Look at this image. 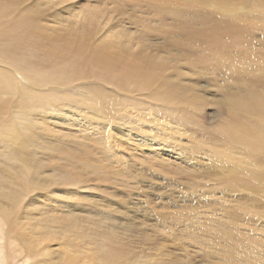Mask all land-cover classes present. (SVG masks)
Returning a JSON list of instances; mask_svg holds the SVG:
<instances>
[{
	"label": "rangeland",
	"instance_id": "374dc122",
	"mask_svg": "<svg viewBox=\"0 0 264 264\" xmlns=\"http://www.w3.org/2000/svg\"><path fill=\"white\" fill-rule=\"evenodd\" d=\"M244 1L247 2V0H243V2L242 0H7L10 3H6V0H0V4L2 5L3 3L2 6L0 5V9L2 10L0 11V21L2 24V26L0 24V36L2 37H0V45L6 43L4 39L8 37V34L15 35L17 33L19 36L20 33H18L19 30L17 29L20 28V32L23 31L21 34L24 33L23 37L20 36L22 40L21 47L13 44V46H16L13 50L7 51L8 53H2L0 49L2 53H0V73H2L0 74V99L5 102L9 100L8 103L11 101L10 103L13 104L14 102H19V100L21 101L20 95H22L18 94L22 90L19 87L23 86L24 90V85L26 87L28 86L25 88H29L31 93L37 95V102L35 101L37 107L35 106L32 112L29 110V114L25 115L26 117L24 115L22 116L21 122L22 120L24 122L26 121L25 123L22 122L23 124L26 125L29 122L32 129V125L36 119V122H38L40 117L46 115L44 111H47L52 114V119H54L53 123H55L50 127V129H54L57 132L56 139H53L54 142L59 141L63 143L66 148L74 153H79L83 157L86 154L89 155V159L95 161L96 164H102L104 162L114 164L109 158L107 160L104 157L102 151V141L109 142L115 149V153L113 154L120 157L121 162L120 159L119 162L124 164L123 169L108 166L111 171L109 174L111 176L113 175L114 180L119 179L118 181L124 179V177L120 172H116L117 170H120L122 173L124 171L132 181H134V178H137L134 181V186L132 184V187L121 186L122 184L120 182L117 184L115 182L111 183L110 181L109 184L108 182L102 183L96 179L90 181H79L77 179V181H71L72 184L69 182L67 186H64L65 183H62L61 176H64L63 174L68 172V174H65L68 177L71 174L69 168L62 164L63 161L54 152L49 150L48 155L56 160L52 164L49 163L47 154L40 156L44 159V163H49L47 167H50L49 169L37 167L34 162L31 163V168L34 169L33 174H36L35 177L37 176V181H34L37 184H35V188L37 189L38 187L36 193L39 195L44 194L45 201L48 204L53 206L60 205L71 214L81 216L82 218H86L88 215H96L99 217V221H103V219H105L103 222L107 220L112 221L117 230L122 231L124 229L123 232H129L130 241L134 244V252L147 255L149 258L157 259L162 257L160 255L163 254L165 256L164 258L174 257L180 264H226L213 251L212 244L206 241L204 242L201 239L198 242H193V240L191 241V237L186 234L188 229L194 224V221L203 222L208 220V217L212 215L219 217L218 220H215L211 225L205 227L200 233L212 230L225 219L229 222L236 220L240 222L243 231L246 230L248 233L251 232L260 236L264 241V190L255 191L250 186L248 188V185H250L249 181L253 177L249 178L248 173L243 175L242 172V169L253 168L261 171L264 168V152L263 150L261 152H253L248 147L243 148L234 144L230 145L227 142L228 138L222 134L224 129L228 127V124L233 123L236 119L241 124L246 125L251 131L252 129H255V131L258 129V132H260L261 129L264 132V111H252L250 107L252 93L255 92L264 95V22L256 18L257 14L254 13L255 11H252L249 5L244 4ZM4 4H7L9 7L6 8L7 5L5 6ZM11 4L15 6H11ZM7 9L10 11H7ZM22 10L27 15L23 14L25 12ZM28 10L33 13L30 12L28 14ZM230 10L231 12H229ZM1 13L3 15H7L8 13V15L12 14V20H10V16L7 19ZM17 13H22L23 15H21L23 17L25 15V19H21V21L28 20L30 25L28 26L29 23H26L27 25L24 24L25 26H22V22L17 25L16 21H19L22 17H19ZM30 15H33L31 21ZM249 15L250 20L254 21L253 24L243 26L242 17L246 16L247 18ZM26 16L28 17L26 18ZM233 16L238 19V22L231 21ZM208 18L211 19V22ZM13 19L18 20L14 22ZM13 27L14 30L12 29ZM38 28L42 30L40 31ZM27 30L30 32V35L26 34H29ZM46 30L48 31L46 32ZM109 42H111V47L109 46L108 49L112 48L110 50L113 52L104 50L100 52L102 57H97L96 51L98 48L103 49L101 47L104 45L103 43L110 44ZM80 43L87 46L83 45L85 47L83 50L85 51V58H82V60H87V64H93V67L89 65L90 68H88V65H86L84 69L81 68L82 70L78 69L79 71H76L77 67L74 64L80 62L78 59L81 58H78V55L76 56L75 51L79 48ZM8 47H11L10 44ZM17 49L22 50L17 51ZM94 49L97 50L92 51ZM115 49L117 50L114 51ZM232 49L235 51H233L234 53H232ZM34 51H37L38 54ZM39 51H42V53ZM126 51L132 54L145 55L144 59L153 58L165 60V65H161L162 67L157 71L158 77L156 79L159 80L152 82L154 85L151 84V86L145 87V92V88L140 86L141 83L138 79L134 80L133 78L131 82H127V78L124 77L125 80L122 79L121 75H119L120 73L116 75L112 73V75L110 71L105 70L106 74H104V71L100 67L109 68V64L112 67L115 61L114 54L116 56L119 53L124 57ZM104 52L109 54H105ZM66 53L69 57H66ZM22 55L25 57H22ZM59 60L61 62L63 61L62 64H60L61 62ZM66 62L68 64L70 63L71 66L70 64L68 66ZM221 62L223 65H221ZM7 64L14 70L13 72L10 68L7 69V66H5ZM13 66H19L17 69L20 71L14 69L15 67ZM72 66L76 69L72 68L71 70ZM34 68L37 69L34 70ZM97 69H99V72ZM238 71L244 76L240 72L237 73ZM90 72L93 74L92 76L89 74ZM64 73H66L65 76L67 78L64 76ZM97 73H100L109 82L106 79H100L102 76ZM95 74L100 76H98L99 78L96 77V81L92 82ZM223 74H226V76ZM60 77L62 80L59 79ZM29 78H33V80H29ZM87 78L88 81L85 80L86 83L84 79ZM90 78L92 79L89 80ZM34 79H38V81L42 79V81L37 83ZM18 82L19 84L22 83L21 86ZM69 82H71V86L65 87ZM91 82L92 84L98 83L99 88L101 87L100 90H91L90 92L89 89H85L86 84L90 85ZM10 83L18 86L14 87V94L12 93L13 91L8 90ZM49 84L50 86H48ZM32 85L33 87L35 86L34 88L37 87V89H34ZM83 86L85 87L84 89ZM48 87H54V89L60 87L57 90L60 91L61 89V94L67 93L69 98L67 94H63V96L55 95L56 93H60L57 90L48 89ZM80 87L81 89H78ZM150 87H155L154 90L156 91L158 89L157 87H159L161 93L166 89L164 92L166 95H172L173 93L176 98V103L173 105H170L167 101L165 103L164 100L160 99V92L158 93L159 95H154L158 99L157 101L156 98L152 99L154 96H151L150 92L154 90ZM162 87L164 90L161 89ZM15 88H17L16 93ZM40 88L44 91L40 92ZM107 88L112 91H106L108 90ZM46 89L51 91V93ZM63 89L67 91H63ZM103 90L105 93L102 92ZM45 91L46 94L44 93ZM103 93L106 98H110L114 103L106 106V102H102L100 106L96 100L106 99L102 95ZM46 95L49 96L47 97ZM54 95L57 98L59 97L58 99L66 96L69 99L68 102H71L69 104L73 105L74 103L73 108L70 109L68 107L66 109L67 107L65 106H68V102H64L67 101L65 100L66 98H63L64 100L62 99L63 101L60 100V102L56 101ZM50 96L54 98H50ZM37 97H41L42 99H40L43 102L39 103L40 100ZM124 97H127V99ZM237 97L243 99L244 105L234 103V99ZM119 99L120 101L123 99V102H120ZM139 99H141L140 103H138ZM151 101L156 102L155 105ZM60 103H62L61 108H59ZM78 103H80L79 106L81 108L84 106L83 109L75 107ZM125 103L126 105H124ZM128 103L129 105H127ZM131 104L134 105L132 106ZM137 104L139 107H136ZM130 105L131 107L128 108ZM52 107L53 109L55 107L58 108L53 110ZM45 108L48 109L46 110ZM131 108L132 111L130 110ZM138 108L142 111H139ZM158 108L161 110L158 111ZM182 108L184 109L182 110ZM193 109L195 110L193 111ZM65 110H67V114ZM114 111L120 114L117 117H124L125 119L118 118V123H110L106 116H109L110 112ZM132 112L133 116H131ZM141 112H144V114ZM201 113L203 117L199 115ZM143 117L150 118L149 120H151L148 123L149 126L147 125L148 130H146L148 131L147 137L149 141L143 137L145 135H141L140 133L139 126L143 124L140 119ZM158 119H161L160 124ZM94 120L103 122L105 128L102 130L99 127V123ZM178 120L182 121L179 122ZM79 122L83 123L79 124ZM92 126H96L97 128ZM82 127L86 128V130L80 132ZM155 130H157L156 135L158 133L160 134L159 136H154V139L153 135H155ZM59 133H62V135ZM142 141L148 142V144L144 142L148 148L145 151L143 150V152H139L140 149L133 151V146L143 143ZM170 144L174 146V149L170 147ZM6 148L4 147V150H7ZM153 149L158 152L157 155L153 152ZM4 150L2 147V151ZM2 151L0 150V154L6 158L10 151H5V156L2 154ZM20 151L22 153L20 152V155L19 153L17 154V161L19 159L26 163L29 162L28 164L30 166V161H25L24 159L25 147H21ZM130 151H133V153ZM211 152L212 154H210ZM2 156L0 160L3 159V163H5ZM145 156L148 157L145 158ZM155 156H157V160ZM9 157L11 155L6 159ZM227 157L231 158V160L224 165L222 159H227ZM82 159L79 161H82ZM161 159L164 162L166 161L168 165L165 167L160 166ZM10 161L8 162L6 160L5 163L7 165L8 162L9 167L2 165V161H0L2 163L0 164L7 169H11L13 167ZM17 164L19 165L21 163L18 161ZM18 165L17 167H21V170L17 169V173L20 171L21 174H19L21 177L23 176L22 173L25 176L28 172L25 173V171H22V166ZM232 167H235V169H232ZM238 168L241 170L235 172ZM63 169H68V171H64ZM45 173L50 175L47 176ZM26 176V178H22H29V174ZM206 176L208 177L206 178ZM218 179L219 181H217ZM39 186L42 187L39 188ZM50 205L39 204L36 207L48 210L54 209ZM225 210H230L231 212L237 211L239 220L234 219L229 214L223 216L222 211ZM51 213L56 214V211H52ZM38 216L40 217L39 212ZM41 218L45 219L46 216H42ZM27 223L28 217H25L24 224ZM53 225L57 229V224ZM255 228H259L260 232L256 233L248 230ZM30 235L37 238V235H34V233H30ZM49 237L52 241L47 236H38L39 239L37 238L36 241L38 240L39 243L37 242L35 247V253L38 254L36 256L26 251L18 236L15 237L14 235L8 240L5 237L6 239L2 242L4 243L5 241L7 242L6 245H10L8 252L10 250L14 251L15 247L16 250L18 249L12 255V257H15V261L10 262L11 264H61L63 258L71 257L70 252L62 253L66 249L64 248L66 245H62L63 241L58 238L59 236L53 233ZM72 237L74 238V242L78 241L76 235H71L70 238ZM72 248L74 250L77 249L75 247ZM259 248L263 249L264 246H260ZM44 250L46 253H43ZM73 256L75 258L73 264H90L91 256L89 259L80 258L77 255ZM7 261L9 262L8 259Z\"/></svg>",
	"mask_w": 264,
	"mask_h": 264
},
{
	"label": "bare ground",
	"instance_id": "6f19581e",
	"mask_svg": "<svg viewBox=\"0 0 264 264\" xmlns=\"http://www.w3.org/2000/svg\"><path fill=\"white\" fill-rule=\"evenodd\" d=\"M4 1V0H2ZM243 2V0H242ZM6 3H10V2H7L6 0ZM244 4L246 5H249L252 9V11H255L254 13L257 14V17L256 18H259L262 22H264V0H247V2L244 1ZM1 5V4H0ZM3 5V3H2ZM1 5V6H2ZM5 5V4H4ZM7 5V4H6ZM5 5V6H6ZM14 5V4H11V6ZM0 6V7H1ZM15 6V5H14ZM9 7L8 5L6 6V8ZM12 8V7H10ZM4 9V8H3ZM14 9V7H13ZM29 9V8H28ZM9 9H7L8 11ZM0 11H2L0 9ZM10 11V10H9ZM12 11V10H11ZM23 11V10H22ZM14 13V11H12ZM25 12V11H23ZM28 14H30V10L27 11ZM231 12V10L229 11ZM6 13V12H5ZM33 13V12H32ZM2 14V13H1ZM9 14V13H8ZM7 14V15H8ZM18 14V13H17ZM22 14V13H21ZM21 14H18L19 17L22 16L23 14L27 15L26 12L23 13L22 15ZM44 14V13H43ZM244 14V13H243ZM242 14V15H243ZM3 15V14H2ZM4 14L3 16L6 17L8 19V17L10 18V20H12V14L10 15H6ZM24 15V17H25ZM2 16V17H3ZM35 16V15H34ZM43 16V15H42ZM93 16V15H92ZM96 16V15H95ZM241 16V15H240ZM23 16L20 18L19 21H16L14 20V16H13V20L14 22L16 21L17 22V25H19L18 23L22 22L21 19H25ZM28 16H26L27 18ZM33 17V15L31 16L30 15V18ZM91 17V15H90ZM92 18V17H91ZM252 18V17H251ZM34 19V18H33ZM86 19H87V16H86ZM210 19V18H208ZM5 20V18H4ZM3 20V21H4ZM32 20V18L30 19V21ZM35 20V19H34ZM93 20V19H92ZM238 19H236L234 16L231 18V21H237ZM91 21V20H90ZM211 22V19L209 20ZM7 22V21H6ZM24 22V23H23ZM22 22V26H25L27 25L28 23V26L30 25V22L27 20V21H23ZM238 22V21H237ZM253 20H250V15L247 16H244L242 17V24L243 26L244 25H247V24H250L251 23L253 24ZM8 23H10L8 21ZM27 23V24H26ZM33 23V22H32ZM60 23V22H59ZM0 24H1V21H0ZM25 24V25H24ZM240 24V25H242ZM62 25V24H61ZM2 26V24H1ZM0 26V27H1ZM32 26V25H31ZM102 26V25H101ZM27 27V26H26ZM60 27V26H59ZM58 27V28H59ZM25 28V27H24ZM28 28V27H27ZM33 28V27H32ZM14 30V27L12 28ZM29 29V28H28ZM50 29V28H49ZM57 29V27H56ZM9 30V29H8ZM19 30L18 34L15 33V35H10L8 34V37L6 39H4V42L6 41V43H3L2 45H0V49L2 50V53L6 52L8 53L7 51H11L14 49V47L16 46H13V44H17V46L19 45L20 47L22 46V40L20 38V36L23 37V34H21L22 32L21 29H17ZM15 30V31H17ZM38 30H40L38 28ZM42 30V29H41ZM40 30V31H41ZM59 30V29H58ZM61 30V29H60ZM28 31V30H27ZM48 30H46L47 32ZM29 32V31H28ZM52 32V31H51ZM11 33V32H10ZM44 33V32H43ZM61 33V32H59ZM58 33V34H59ZM115 33V32H114ZM250 33V32H249ZM4 35V33H2ZM1 34V35H2ZM13 34V33H12ZM27 35H30V32L29 34L26 33ZM85 35V34H84ZM116 35V34H115ZM114 35V36H115ZM5 36V35H4ZM40 36V35H39ZM51 36V35H50ZM1 37V36H0ZM30 37V36H29ZM42 37V36H41ZM111 37V36H110ZM117 37V35H116ZM2 38V37H1ZM0 38V39H1ZM26 39V38H25ZM61 39V38H60ZM264 39V38H263ZM80 40V39H79ZM199 40V39H198ZM29 41V40H28ZM86 41V40H85ZM108 41V40H107ZM2 42V41H1ZM76 43V42H75ZM110 44H106V43H103L104 45H102L101 47L103 49H99L98 48V52L94 49L92 51H96L97 53V57H102V55L100 54V52L102 51H107L109 50L110 52L112 50V48L108 49L109 46L111 47V42H109ZM10 44L11 47H8ZM115 44V43H114ZM40 45V44H39ZM67 45V44H66ZM77 45V44H76ZM84 44H81L79 45V48L75 51V54L76 56L78 55V58H81V59H78L80 62H78L77 64H74L75 67H77V70L76 71H79L78 69H81V68H85L87 64V60H82V58H85V51H83L85 49ZM225 45V44H224ZM256 45V44H255ZM27 46V45H26ZM226 46V45H225ZM19 47V48H20ZM43 47V46H42ZM59 47V46H58ZM87 47V46H86ZM246 47V45H245ZM24 48H25V45H24ZM23 48V49H24ZM114 48V47H113ZM123 48V47H122ZM225 48V47H224ZM250 48V47H249ZM129 49V48H128ZM0 50V51H1ZM19 49H17L18 51ZM22 50V49H21ZM19 50V51H21ZM37 50V49H36ZM67 50V49H66ZM74 50V49H73ZM72 50V51H73ZM117 49H115L114 51H116ZM33 51V50H31ZM38 51V50H37ZM35 52L38 54V52ZM54 51V50H53ZM65 51V50H64ZM234 50L232 49V53ZM24 52V51H23ZM22 52V53H23ZM42 53V51H39ZM60 52V51H59ZM58 52V54H59ZM91 52V51H90ZM113 52V51H112ZM124 52V51H123ZM231 52V51H230ZM1 53V52H0ZM1 53V54H2ZM65 53V52H64ZM69 53V52H67ZM66 53V57H69L68 54ZM105 53V52H104ZM16 54V53H15ZM24 54V53H23ZM74 54V55H75ZM105 54H109V53H105ZM231 54V53H230ZM254 54V53H253ZM25 55V54H24ZM24 55H22V57H25ZM41 55V54H40ZM61 55V54H60ZM88 55V53H87ZM94 55V54H93ZM100 55V56H99ZM111 55V54H110ZM109 55V57H110ZM113 55V54H112ZM125 56L123 57L121 54L117 53L116 56L114 54V57H115V61H114V65L112 67H110L111 64H109V68H104L102 66L101 69L102 71H104L103 73L106 74L105 70H108L111 72V74L113 73L114 75L120 73L119 75H121L122 79L127 78L126 81H132L131 79L134 78L135 79H138L140 81V86L142 88H145V87H149L151 86V84H153L152 82H154L155 80H159V79H156L157 76V71L162 67L161 65H165L164 62L165 60H157V59H144L145 55H140V54H132V53H129V52H125L124 54ZM54 56V55H53ZM80 56V57H79ZM94 56V57H96ZM106 56V55H105ZM236 56V55H235ZM248 56V55H247ZM6 57H9V56H6ZM11 57V56H10ZM9 57V58H10ZM43 57V56H42ZM49 57V56H48ZM51 57V56H50ZM96 57V58H97ZM113 57V56H112ZM14 58V57H13ZM45 58V57H44ZM71 58V56H70ZM76 58V57H75ZM95 58V59H96ZM232 58V56H231ZM15 59H17L15 57ZM51 59V58H50ZM103 59V58H102ZM14 60V59H13ZM18 60V59H17ZM20 60V59H19ZM57 60V59H56ZM63 60V59H62ZM82 60V61H81ZM92 60V58H91ZM101 60V59H100ZM236 60V59H235ZM15 61V60H14ZM21 61V60H20ZM19 61V63H20ZM55 61V60H54ZM61 62V60H59ZM68 61V60H67ZM93 61V60H92ZM97 61V59H96ZM107 61V60H106ZM222 61V60H220ZM218 61V62H220ZM2 62V61H1ZM58 62V60H57ZM63 62V61H62ZM62 62L60 64H62ZM65 62V61H64ZM70 62V61H69ZM110 62V60H109ZM239 62V61H238ZM18 63V62H17ZM53 63V62H52ZM56 63V62H55ZM67 65L69 66L68 62H66ZM74 63V62H73ZM72 63V64H73ZM90 63V62H89ZM96 63V62H95ZM102 63V62H101ZM225 63V62H224ZM234 63V62H232ZM244 63V62H243ZM246 63V62H245ZM253 63V62H252ZM255 63V62H254ZM58 64V63H57ZM60 64H58L60 66ZM219 64V63H218ZM239 64V63H238ZM55 65V64H54ZM90 65V64H89ZM88 65V68H90V66H92L93 64H91L90 66ZM99 65V64H98ZM97 65V66H98ZM221 65H223V63L221 62ZM232 65V64H231ZM230 65V66H231ZM7 66V69H11L10 66L5 65ZM58 66V68H59ZM71 66V64H70ZM178 66V65H177ZM225 66H226V63H225ZM229 66V67H230ZM234 66V64H233ZM238 67V65H236ZM4 67V66H3ZM15 67V66H13ZM21 67V65H20ZM24 67H26L24 65ZM28 67V66H27ZM30 69H31V66H29ZM39 67V66H38ZM63 67V66H61ZM80 67V68H79ZM93 67V66H92ZM96 67V66H94ZM99 67V69H100ZM108 67V66H107ZM219 67V66H218ZM235 67V66H234ZM245 67V65H244ZM19 68V66L15 67L14 69H17ZM33 68V67H32ZM73 66L71 67V70H72ZM236 68V67H235ZM37 69V68H36ZM34 68V70H36ZM73 69H76V68H73ZM96 69V68H95ZM99 69L98 72H99ZM100 69V71H101ZM216 69V68H215ZM222 69V68H221ZM230 69V68H229ZM237 69V68H236ZM4 70H5V67H4ZM19 70V69H17ZM33 70V69H31ZM68 70H69V67H68ZM70 70V71H71ZM82 70V69H81ZM91 70V69H90ZM114 70V71H113ZM224 70V69H223ZM233 70V69H232ZM235 70V69H234ZM11 71L13 72L14 70L11 69ZM20 71V70H19ZM74 71V72H76ZM94 71V69H93ZM113 71V72H112ZM177 71V70H176ZM4 72V71H3ZM8 72V71H6ZM10 72V73H12ZM22 72V70H21ZM27 72V71H26ZM42 72V71H41ZM40 72V73H41ZM65 72V71H63ZM73 72V71H72ZM83 72V71H82ZM166 72V71H165ZM225 72V71H224ZM227 72V71H226ZM240 71H238L237 73H239ZM244 72V70H243ZM25 73V72H24ZM78 73V72H77ZM94 73V72H93ZM223 73V72H222ZM241 73V72H240ZM2 74V73H0ZM14 74V73H13ZM39 74V72H38ZM45 75V73H43ZM42 74V75H43ZM48 74H52V73H48ZM55 75V73H53ZM69 74V73H68ZM67 74V75H68ZM88 74V73H87ZM91 74V76L93 75L91 72L89 73ZM97 74H100V73H97ZM95 74L94 76V80L92 78H90L89 80L92 79V82L96 81L95 78H99L98 76L100 75H97ZM109 74V73H108ZM112 74V75H113ZM227 74V73H226ZM226 74L224 76H226ZM235 74V72H234ZM15 75V74H14ZM32 75V74H31ZM47 75V73H46ZM66 75V73H64V76ZM77 75V74H76ZM97 75V76H96ZM110 75V74H109ZM168 75V74H167ZM237 75V74H236ZM241 75H243L241 73ZM246 75V74H245ZM36 76H38L36 74ZM49 76V75H48ZM47 76V77H48ZM52 76V75H51ZM75 76V75H73ZM88 76V75H87ZM102 76V75H101ZM223 76V77H224ZM244 76V75H243ZM2 77V75H1ZM6 77V76H5ZM33 77V76H32ZM40 77V76H39ZM56 77V76H55ZM67 78V76H65ZM64 77V79H65ZM72 77V76H71ZM77 77V76H75ZM74 77V78H75ZM105 77V76H104ZM109 77V76H107ZM112 77V76H111ZM115 77V76H114ZM113 77V78H114ZM17 78V77H16ZM43 78V77H42ZM53 78V77H52ZM63 78V76H62ZM62 78L60 77L59 79L62 80ZM69 78V76H68ZM96 78V79H97ZM103 79V76L100 77V79ZM119 78V77H118ZM228 78V77H227ZM233 78V77H232ZM40 79V78H39ZM71 79V78H69ZM76 79V78H75ZM111 79V78H110ZM109 79V80H110ZM222 79V78H221ZM237 79V78H236ZM11 80V79H10ZM29 80H33V78H29ZM28 80V82H29ZM46 80V79H45ZM67 80V79H66ZM85 80L88 81V78L87 79H84V82H86ZM116 80V79H115ZM125 80V79H124ZM224 80V79H223ZM19 81V79H18ZM35 82L37 83H40L42 81V79L40 81H38V79H34ZM49 81V79H48ZM59 81V80H58ZM107 81V79H106ZM112 81V80H111ZM170 81V80H169ZM174 81V80H173ZM14 82V81H13ZM27 82V83H28ZM32 82V81H31ZM55 82V81H54ZM83 82V81H82ZM92 82L90 83V85H87L86 83V88L83 86V89H89V91L91 92V90H94V91H99L100 88H99V84H92ZM109 82V81H107ZM113 82V81H112ZM116 82V81H115ZM135 82V81H134ZM242 82V81H241ZM25 83V82H24ZM23 83V85H24ZM30 83V82H29ZM28 83V84H29ZM34 83V82H33ZM64 83V82H63ZM62 83V84H63ZM71 82H69L68 84L65 85V87H68V86H71L70 85ZM96 83V82H95ZM124 83V82H123ZM17 84V83H16ZM19 84V82H18ZM22 84V83H21ZM21 84H19L21 86ZM31 84V83H30ZM61 84V83H60ZM65 84V83H64ZM63 84V85H64ZM74 84V83H73ZM89 84V83H88ZM115 84V83H114ZM121 84V83H120ZM138 84V83H137ZM162 84V83H161ZM170 84V83H169ZM172 84V83H171ZM40 85V84H39ZM53 85V84H52ZM78 85V84H77ZM154 85V84H153ZM156 85V84H155ZM16 85L14 84H11L8 86V90L10 89V91L14 94V87ZM43 87H45L44 84H42ZM50 86V84L48 85ZM55 86V85H54ZM60 86V85H59ZM80 86V85H78ZM105 86V85H104ZM18 87V86H16ZM26 86L24 85V90H23V86L19 87L20 90L22 88V90L18 93V94H22L20 95L21 96V101L19 100V102H14L13 103H8L5 102L4 100L0 99V150L2 151V147H3V150H4V147H7L6 149L7 150H4L2 151L3 155L5 156L6 152H8V150L11 152H8L9 155H11V157H9L8 159H6L5 157H3L1 154V156L4 158L5 160V163H6V160L9 162L10 160V164L12 165L13 168L11 169H7L5 167H9V163L7 162V165H5V163H3V159L0 160L2 161V165H5V167H3L1 164H0V264H11L10 262H13L15 261V257H12V255L14 254L15 252V248H14V251H11L8 252L9 248H10V245L6 243L4 241V243L2 242L4 239H6L5 237H7L6 240H8L10 237L14 236L15 237H19L20 240H21V243H22V246L26 249V251H29L30 253L32 254H36L35 253V247H36V243L38 242V240L36 241V239L38 238V236H47L48 239L50 241H52V239L49 237L51 234H55L56 236H59L58 238L60 240L63 241L62 245H66L64 248V252L62 253H66V252H70L71 254V257L69 258H63L62 261H61V264H73V261H74V256L73 255H77L78 257L80 258H86V259H89V257L91 256V262L89 261L90 264H180L179 261L177 259H175L174 257L170 256V258H164L165 256L160 255L162 257H159L157 259H154V258H149L147 255H143V254H139V253H136L134 252V244L130 241V237H129V232H123L120 231V230H117V228L114 226L115 224L112 222V221H105L103 222L105 219H103V221H99L100 219H98L99 217L96 216V215H88L86 218L85 217H81V216H77L75 214H71L69 213V211L65 210L64 207H61L60 205H50L48 204L46 201H45V196L44 194L42 195H39L36 193V190L37 189L35 188L36 187V182L34 181H37V176L35 177L36 174H33L34 172V169L31 168V163L34 162L37 167H41V168H45V169H49L47 168L49 166V163L52 164L54 161L53 158H51L49 155H48V152L49 150L54 152L62 161L66 167L69 168V173L70 175L67 177L65 174H68V172H66L65 174H63L64 176H61L62 177V183H65L64 186H67V184L71 181L74 182V181H77V179L79 181H90L92 179H96V180H100L102 183H105V182H108V184L111 182V183H121L120 185L121 186H127V187H132V184L134 186V181L137 179V178H134V181H132V179L127 176L125 174V172L123 171V173L120 171V170H117L116 172H120V174L124 177V179L118 181V180H114L113 179V175L111 176L109 173L111 172L109 170V167L108 166H114V167H117L119 169H123L124 168V164L120 163L121 162V159L120 157L114 155L113 153H115V149L114 147H112L109 142L106 143V141H102V151H103V154H104V157L108 160V158L114 163V164H107V162H104L102 164H96L95 161L93 160H90L89 158V155H85L84 157L81 156L79 153H74L73 151L69 150L68 148H66L63 143L61 142H54L53 139H56V135H57V132L54 130V129H50L51 125L55 124L53 123L54 119H52V114L47 112V111H44L46 112L45 116L44 117H40L38 122L37 119L36 121L34 122L33 120V125H32V129L30 127V124L29 122L25 125L23 124L22 122H24L22 120L21 122V118L22 116L24 115V117H26L25 115L26 114H29V110H32L35 108V106L37 107V105H35V103L37 102L36 100V96L37 95H34L33 93H31V90L28 88L26 89L25 88ZM31 87V86H30ZM33 87V85H32ZM35 87V86H34ZM33 87V88H34ZM47 87V86H46ZM57 87V86H56ZM55 87V88H56ZM63 87V86H61ZM106 87V86H105ZM109 87V86H108ZM160 87V86H159ZM159 87H157V91L154 90V88L150 87L151 89H153L154 91H151L150 94L151 96H154V95H159L158 93L160 92L159 90ZM164 87V86H163ZM163 87L161 88L162 90ZM171 87V86H170ZM187 87V86H186ZM51 88V87H50ZM48 87V89H50ZM60 87H58L57 89H59ZM122 88V87H121ZM172 88V87H171ZM178 88V87H177ZM240 88V87H239ZM16 89L15 88V93H16ZM34 89H37L34 88ZM39 89V88H38ZM40 88V92H43L44 90ZM45 89V88H44ZM46 89V90H48ZM51 89H54L51 88ZM57 89H54L55 91ZM78 89H81L78 88ZM108 89V88H107ZM242 89V88H241ZM67 91L66 89H63V91ZM110 89L106 90V91H109ZM142 90V89H141ZM146 88L144 89V92H145ZM159 90V91H158ZM170 90V89H169ZM34 91V90H33ZM32 91V92H33ZM49 91V90H48ZM62 91V93H63ZM69 91V90H68ZM112 91V90H110ZM148 91V90H147ZM150 91V90H149ZM166 91V89L164 90V92ZM171 91V90H170ZM169 91V92H170ZM191 91V90H190ZM9 92V91H8ZM18 92V90H17ZM38 92V91H37ZM35 92V93H37ZM51 93V91H49ZM53 92V91H52ZM57 92H59L60 94H55V95H59V96H63V94H67V93H63L61 94V89L60 91L57 90ZM102 92L105 93V91L103 90ZM127 92V91H126ZM164 92H160L161 94L159 95L160 96V99L161 100H164V102L166 103V101L170 104V105H173L175 104L176 102V98L175 96L171 94H167L166 93L164 94ZM46 94V91L44 92ZM42 93V94H44ZM55 93V92H54ZM69 93V92H68ZM104 93L102 94L104 96ZM106 93H109V92H106ZM185 93V92H184ZM16 94V95H18ZM38 94V93H37ZM70 94V93H69ZM149 94V93H148ZM153 94V95H152ZM164 94V95H163ZM194 94V93H193ZM252 103L250 105L251 107V110L252 111H264V95H261V94H257V93H252ZM10 95V94H9ZM54 95V97H56ZM68 95V94H67ZM107 95V94H105ZM11 96V95H10ZM35 96V97H34ZM47 96V95H46ZM49 96V95H48ZM47 96V97H48ZM144 96V95H143ZM158 96V97H159ZM195 96V95H194ZM13 97V96H12ZM11 97V98H12ZM39 97V96H38ZM40 101L39 103H42L43 101H41L40 98H38ZM53 96L50 98H54ZM106 98V96H104ZM146 97V96H145ZM10 98V97H9ZM14 98V97H13ZM59 98V97H58ZM56 97V101H60L62 100L63 98L65 99L66 96H64L62 99H58ZM68 98H69V95H68ZM125 99H127V97H124ZM123 98V99H124ZM156 97L154 96V98L152 97V99H155ZM251 98V97H250ZM58 99V100H57ZM63 99V100H64ZM71 99V98H70ZM122 99V100H123ZM130 99V98H129ZM143 99V98H142ZM195 99V98H193ZM53 100V99H52ZM55 100V99H54ZM62 100V101H63ZM67 101H64L65 103L68 102L69 99H65ZM119 101L120 102H123V101ZM140 100L139 99V102L140 103ZM149 100V99H148ZM158 99L156 98V101ZM243 99L237 97L234 99V103L235 104H243L244 105V102L242 101ZM36 101V102H35ZM49 101V100H48ZM47 101V102H48ZM71 101V100H70ZM97 103L101 106L102 102H106V106H109L111 103H114L110 98H106V99H97L96 100ZM145 101V100H144ZM195 101V100H193ZM197 101V99H196ZM55 102V101H54ZM61 102V101H60ZM64 102H62L64 104ZM125 102V101H124ZM127 102V101H126ZM129 102V100H128ZM130 102H132L130 100ZM137 102V101H136ZM154 103V101H151ZM53 103V102H52ZM51 103V104H52ZM58 103V102H57ZM60 103V107L61 108V104ZM71 102H68V106H65L67 107L66 109H68V107L71 109L73 108L72 104H69ZM133 103V102H132ZM145 103V102H144ZM156 103V102H155ZM154 103V105H155ZM200 103V102H199ZM247 103V102H246ZM48 104V103H46ZM76 104V102H75ZM50 105V104H49ZM54 105V104H53ZM65 105V104H64ZM80 103H78L77 105H75V107L77 108H80V109H83L84 106H82V108L79 106ZM82 105V104H81ZM126 105V103L124 104ZM129 105V103L127 104ZM132 105V104H131ZM128 106L129 107H131ZM134 105V104H133ZM132 105V106H133ZM138 105V104H137ZM136 107H139V105ZM149 105V104H148ZM167 105V104H166ZM202 105V104H201ZM57 106V105H56ZM59 106V105H58ZM63 106V105H62ZM150 106V105H149ZM153 106V104H152ZM175 106V105H174ZM47 107V106H45ZM113 107V106H112ZM155 107V106H154ZM39 108V107H38ZM49 108V107H48ZM47 108V109H48ZM56 108V107H55ZM54 108V109H55ZM58 108V107H57ZM56 108V109H57ZM133 108V107H132ZM132 108L130 109L132 111ZM141 108V107H140ZM146 108V107H145ZM144 108V109H145ZM167 108V106H166ZM171 108V107H170ZM177 108V106H176ZM40 109V108H39ZM38 109V110H39ZM46 109V108H45ZM44 109V110H45ZM46 109V110H47ZM53 109V107H52ZM53 109V110H54ZM75 109V108H74ZM134 109V108H133ZM142 109V108H141ZM178 109V108H177ZM184 108H182L183 110ZM192 109V108H191ZM43 110V109H41ZM77 110V109H76ZM139 110V108H138ZM147 110V109H146ZM161 109L158 108V111H160ZM166 110V109H165ZM176 110V109H175ZM195 109H193L194 111ZM62 112V110H60ZM67 110H65V113H66ZM80 111V110H78ZM77 111V113H78ZM139 111H142V110H139ZM148 111V110H147ZM179 111V110H177ZM206 111V110H205ZM40 112V110H39ZM64 112V111H63ZM118 112V111H117ZM145 112V111H144ZM144 112H141L142 114H144ZM190 112V111H189ZM34 113V112H33ZM55 113V112H53ZM80 113V112H79ZM121 113V112H120ZM126 114V112H124ZM123 113V114H124ZM127 113H128V110H127ZM149 113V112H148ZM155 113V112H154ZM152 113V114H154ZM160 113V112H159ZM185 113V112H184ZM32 114V113H30ZM39 114V113H38ZM42 114V113H41ZM64 114V113H63ZM67 114V113H66ZM69 114V113H68ZM133 112L131 113V116ZM147 114V112H146ZM151 114V113H149ZM148 114V115H149ZM156 114V113H155ZM154 114V115H155ZM177 114V113H175ZM186 114V113H185ZM190 114V113H188ZM194 114V113H193ZM197 114V113H196ZM43 115V114H42ZM117 115L119 116L120 114L116 113V111L114 112H110V115L109 116H106V118L108 119V121L110 123H118L117 122V119L120 118V117H117ZM178 115H180L178 113ZM177 115V116H178ZM199 115H202L199 114ZM66 116V115H65ZM124 116V115H123ZM126 116H128L126 114ZM130 116V115H129ZM159 116V115H158ZM161 116V115H160ZM176 116V115H175ZM196 116V115H195ZM205 116V115H204ZM31 117V115H30ZM54 117V116H53ZM63 117V116H62ZM179 117V116H178ZM186 117V116H185ZM188 117V116H187ZM203 117V115H202ZM33 118V117H32ZM60 118V117H59ZM122 118V117H121ZM120 118V119H121ZM132 118H135V117H132ZM177 118V117H176ZM181 118V117H180ZM179 118V120H180ZM192 118V117H190ZM122 119H125L124 117ZM137 119V118H136ZM150 118H141L140 120L142 121V126H139L140 128V133L141 135H145L143 137H145L147 139V141H149L148 137H147V134H148V128H147V125L148 123L151 121L149 120ZM157 119V118H156ZM173 119H174V116H173ZM182 119V118H181ZM31 120V119H29ZM128 120V119H127ZM139 120V121H140ZM159 120V119H158ZM161 120V119H160ZM160 120H159V124H160ZM172 120V119H171ZM177 120V119H176ZM178 120V121H179ZM66 121V120H65ZM95 122L99 123V127L103 130L105 128L103 122H98V120H94ZM119 121V120H118ZM174 121V120H173ZM177 121V122H178ZM182 121V120H181ZM179 121V122H181ZM26 122V121H25ZM24 122V123H25ZM59 122V121H58ZM122 122V121H121ZM120 122V124H121ZM124 122V120H123ZM129 122L131 123V121L129 120ZM154 122V121H153ZM178 122V123H179ZM263 122V121H262ZM63 123V122H62ZM76 123V122H75ZM83 122H79V124H82ZM125 123V122H124ZM123 123V124H124ZM128 123V122H127ZM135 123V122H134ZM137 123V122H136ZM158 123V121H157ZM156 123V124H157ZM58 124V123H57ZM56 124V125H57ZM67 124V122H66ZM60 125V124H59ZM65 125V124H64ZM126 125V123H125ZM133 125V123H132ZM136 125V124H135ZM62 126V125H61ZM67 126V125H66ZM69 126V125H68ZM149 126V125H148ZM155 126V125H154ZM153 126V127H154ZM261 126V125H260ZM77 127V126H76ZM79 127V126H78ZM86 127H87V124H86ZM94 128H97L96 126H92ZM137 127V125H136ZM74 128V126H73ZM152 128V127H151ZM150 128V129H151ZM262 128V127H261ZM80 129V128H79ZM219 129V128H218ZM86 130V128L82 127L80 129V132L81 131H84ZM101 130V131H102ZM163 130V129H162ZM161 130V131H162ZM221 130V129H220ZM150 131V130H149ZM152 131V130H151ZM154 131V130H153ZM156 131L155 130V135L154 136H159L160 133H158V135H156ZM222 131V130H221ZM56 132V133H54ZM220 132V131H219ZM218 132V133H219ZM191 133V132H190ZM62 135V133H59ZM154 134V133H152ZM221 134V133H220ZM222 134L228 138L227 142L231 145V144H234L236 146H241L243 148H249L251 151L253 152H256V151H259L261 152L263 150L264 152V132L260 129V132H258V129L257 131H255V129H252L249 130L248 127L244 124H241L239 122L238 119L234 120L233 123H230L228 124V127L224 129V131L222 132ZM67 135V134H66ZM150 135V133H149ZM64 136V135H63ZM152 136V135H151ZM188 136V135H187ZM59 137V136H57ZM162 137V136H161ZM196 138V137H195ZM60 139V137H59ZM58 139V140H59ZM155 139V137H154ZM153 139V140H154ZM189 139V137H188ZM224 139V138H223ZM61 140V139H60ZM157 140V139H156ZM155 140V141H156ZM222 140V139H221ZM62 141V140H61ZM197 141V140H196ZM143 142V141H142ZM145 143L148 144V142L144 141ZM140 143L136 146H133L134 147V150L133 151H136V150H139V152H143V150L145 151L148 147H146L145 143ZM158 142V141H156ZM161 142V141H160ZM163 142V141H162ZM220 142V141H219ZM151 143V142H149ZM154 143V141H153ZM145 145V146H144ZM153 145V144H152ZM164 145V144H163ZM207 146V145H206ZM21 147H25V161L28 160L30 161V166H29V162L26 163L24 161H21L18 159L19 163L21 164H17V154L19 153L20 155V150H21ZM153 147V146H151ZM150 147V148H151ZM170 147L172 149H174V146H172V144H170ZM157 148V147H155ZM152 149V148H151ZM162 149V148H161ZM168 149V148H167ZM219 149V148H218ZM229 149V148H228ZM150 150V149H148ZM222 150V149H221ZM230 150V149H229ZM6 151V152H5ZM23 151V150H22ZM133 151H130L133 153ZM217 151V150H216ZM215 151V152H216ZM220 152V150H218ZM138 152V153H139ZM153 152H155V154L157 155L158 152L156 150L153 149ZM162 152V151H161ZM160 152V153H161ZM225 152V150H224ZM228 152V151H227ZM22 153V152H21ZM200 153V152H199ZM221 153V152H220ZM48 155V160H49V163H44V159H42L40 156H45V155ZM141 154V153H139ZM209 154V153H208ZM212 154V152L210 153ZM214 154V153H213ZM262 154V153H261ZM264 154V153H263ZM150 155V154H149ZM148 155V156H149ZM223 155V154H222ZM227 155V154H226ZM0 156V157H1ZM148 156H145L148 157ZM154 156V154H153ZM153 156H150V157H153ZM212 156V155H210ZM215 156V155H214ZM219 156V155H218ZM221 156V155H220ZM22 157V156H21ZM156 157V160L158 159L157 156ZM216 157V156H215ZM82 161H79L81 160ZM217 158V157H216ZM225 158V157H224ZM1 159V158H0ZM10 159V160H9ZM119 159H120V162H119ZM147 159H150V158H147ZM166 160V159H165ZM210 160V159H209ZM212 160V159H211ZM231 160V158H228L227 159H222V162L223 164H227L229 163ZM105 161V160H104ZM144 161V160H143ZM146 161V159H145ZM148 161V160H147ZM151 162V161H150ZM259 162V161H258ZM119 163V164H117ZM147 163V162H146ZM149 163V162H148ZM34 164V165H35ZM61 164V165H62ZM18 166H22V171H25L28 172L27 174H29V180L25 179L27 176V174H24L22 173V177H25V178H22L21 177V173L20 171L17 173V169H20L21 170V167H17ZM33 165V166H34ZM35 165V166H36ZM54 165V164H53ZM63 165V166H64ZM168 164L166 163V161L164 162V160L161 159V164L160 166L162 167H165L167 166ZM51 166V165H50ZM211 166V165H210ZM220 166V165H219ZM65 167V168H66ZM127 167V166H126ZM213 167V166H212ZM236 167V166H235ZM235 167H232V169H235ZM264 167V166H263ZM62 168V167H61ZM211 168V167H209ZM223 168V167H222ZM237 168V167H236ZM164 169V168H162ZM41 170V169H40ZM39 170V171H40ZM51 170V169H50ZM49 170V171H50ZM64 171H68V169H63ZM72 170V171H71ZM165 170V169H164ZM241 169H236L235 172H239ZM128 171V170H127ZM132 171V170H131ZM169 171V170H168ZM208 171V170H207ZM38 172V171H37ZM42 172V171H40ZM39 172V173H40ZM130 172V171H129ZM242 172H243V175L245 173H248V176L249 178L250 177H253L251 181H249V184L248 185V188L249 186L252 187L253 190H264V168L260 170H256V168H253V169H242ZM20 173V174H19ZM63 173V171H62ZM208 173V172H207ZM47 175V173H45ZM229 174V173H228ZM45 175V176H46ZM50 175V174H49ZM47 175V176H49ZM62 175V174H61ZM119 175V174H118ZM118 175H115V176H118ZM130 175V173H129ZM42 176H44L42 174ZM137 176V175H136ZM224 176V175H223ZM208 176H206L207 178ZM119 178V177H118ZM205 178V177H204ZM213 178V177H211ZM221 178V177H220ZM223 178V177H222ZM36 179V180H35ZM46 179V178H45ZM225 179V178H224ZM42 180V179H41ZM211 180V179H209ZM208 180V181H209ZM221 180V179H220ZM51 181V180H50ZM110 181V182H109ZM219 181V179L217 180ZM237 182V180H235ZM211 182V181H210ZM232 183V182H231ZM240 183V182H239ZM36 184V185H35ZM47 184V183H46ZM69 184V185H70ZM79 184V183H78ZM216 184V183H215ZM244 184V183H243ZM248 184V183H247ZM113 185V184H111ZM217 185V184H216ZM142 186V185H141ZM42 187V186H39V188ZM43 189V188H42ZM45 189V188H44ZM136 189H139V188H136ZM39 191V190H38ZM240 191V190H239ZM39 204H44V205H50L51 207H53L54 209H41L40 207H36L37 205ZM41 206V205H40ZM52 211H56V214H52L51 212ZM38 212L40 214V217L38 216ZM203 212V211H201ZM223 212V216L225 215H232L234 219H238V212L235 211V212H231L230 210H225V211H222ZM198 213V212H197ZM213 214V213H212ZM42 216H46L45 219H42L41 217ZM25 217H28V223L27 224H24V219ZM197 217V216H196ZM195 217V219H196ZM199 217V216H198ZM106 218V217H105ZM209 218V219H208ZM206 221H203V222H199L198 219H196L198 222L194 221V224L191 226L190 229H188V231L186 232V234L188 236L191 237V241L193 240V242L195 241H200L203 240L204 242H208L210 244H212V249L213 251L220 257V259L226 263V264H264V248L263 249H260L259 247L260 246H264V241L262 239V237L260 236H257L251 232H247L246 230L243 231L242 228H241V225H240V222H237L236 220H234L233 222H229L227 219L221 221L216 227H214L212 230H209V231H205L203 233H200L201 230H203L205 227L211 225L215 220H218L219 217H215V216H211V217H208ZM108 219H111V218H108ZM192 219V218H191ZM27 220V218H26ZM117 221V220H116ZM103 222V223H102ZM119 222V221H118ZM53 224H57V229L56 226H54ZM123 227V226H122ZM132 230V229H131ZM136 230V229H135ZM248 230H252L256 233H259L260 232V229L259 228H255V229H248ZM34 233V235L36 234L37 235V238H34L32 237L33 235H30V233ZM137 231V230H136ZM135 231V232H136ZM132 233H134L132 231ZM138 233V232H137ZM71 235H76V239H78L77 242H74V238H70ZM148 235V234H147ZM145 236V235H144ZM132 237V235H131ZM44 238V237H43ZM145 238V237H144ZM11 239V238H10ZM39 239V238H38ZM19 240V239H18ZM41 240V239H40ZM135 241V240H134ZM147 241V240H146ZM10 243V242H9ZM12 243V242H11ZM39 243V242H38ZM188 243V242H187ZM191 243V242H190ZM12 245V244H11ZM15 246V245H14ZM17 246V245H16ZM21 247V245H19ZM72 247H75L77 248L76 250H74ZM141 247V246H140ZM185 247V246H184ZM210 247V246H209ZM13 248H11L13 250ZM18 250V249H17ZM16 250V251H17ZM62 250V249H61ZM25 251V253H26ZM10 253V255L8 254ZM16 253V252H15ZM29 253V254H30ZM43 253H46V251L44 250ZM42 254V253H41ZM38 255V254H37ZM30 256V255H29ZM169 256V255H168ZM31 257V256H30ZM25 258H27L25 256ZM7 259L9 260V262L7 261ZM21 260V259H20ZM26 260V259H25ZM30 260V259H29ZM220 260V261H221ZM33 261V260H32ZM77 262V261H76ZM82 262H83V259H82ZM78 263V262H77ZM88 263V262H87ZM182 264H186V263H182Z\"/></svg>",
	"mask_w": 264,
	"mask_h": 264
}]
</instances>
